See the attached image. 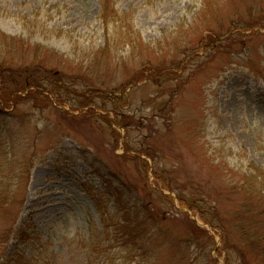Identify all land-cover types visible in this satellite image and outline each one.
Listing matches in <instances>:
<instances>
[{
	"label": "rangeland",
	"instance_id": "374dc122",
	"mask_svg": "<svg viewBox=\"0 0 264 264\" xmlns=\"http://www.w3.org/2000/svg\"><path fill=\"white\" fill-rule=\"evenodd\" d=\"M204 1L110 0L106 27L104 0H0V264L253 259L232 186L264 167V0Z\"/></svg>",
	"mask_w": 264,
	"mask_h": 264
},
{
	"label": "trees",
	"instance_id": "16d2710c",
	"mask_svg": "<svg viewBox=\"0 0 264 264\" xmlns=\"http://www.w3.org/2000/svg\"><path fill=\"white\" fill-rule=\"evenodd\" d=\"M110 0H104L103 5V13H102V21L106 27L112 20L121 21L122 16H119L118 11L111 10ZM208 6V2L210 0H205ZM113 6V5H112ZM209 7L211 5L209 4ZM120 18V19H119ZM105 27V28H106ZM134 29L133 25L131 26ZM108 33V32H107ZM133 42V41H132ZM138 45H142V41L139 39V34L134 40ZM133 42V43H134ZM109 40H106V46H108ZM109 47V46H108ZM108 47L105 48L108 49ZM253 171L249 174H245L244 177L238 181H236L232 189L236 192V194H240V192L244 191L245 193L240 196L241 205L236 216V226L239 228V232L244 238H246L247 245L249 247V251L252 253L253 259L251 261L246 259L244 255L245 264H264V167H257L251 165ZM182 203L188 205L190 209L193 208L194 203H196L193 198L188 201V199L183 198ZM137 219H140V215L143 217V220L136 221L137 226H141L143 223H151V216L145 212V208L138 211ZM205 223L214 224L209 218L208 215L202 216ZM12 232L5 231L1 238L3 241L7 240ZM20 239L27 238L26 231H20ZM8 262L3 264H41L40 254L36 259L27 258L23 254H15L12 256H7ZM260 260V263L258 262ZM50 264V263H46Z\"/></svg>",
	"mask_w": 264,
	"mask_h": 264
}]
</instances>
